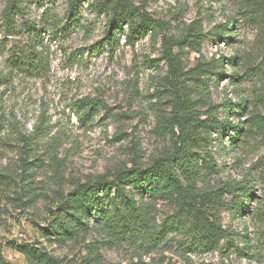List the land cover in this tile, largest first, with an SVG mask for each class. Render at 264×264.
Listing matches in <instances>:
<instances>
[{"label":"rangeland","instance_id":"rangeland-1","mask_svg":"<svg viewBox=\"0 0 264 264\" xmlns=\"http://www.w3.org/2000/svg\"><path fill=\"white\" fill-rule=\"evenodd\" d=\"M133 1L160 27L131 45L123 33L109 36L108 17L94 11L93 0L75 15L68 10L67 0L37 3L26 15L17 16L13 32L4 26L6 0H0V179L6 175V180H0V264H27L22 250L27 246L74 264H88L91 249L99 253L100 264H264V237L257 216L258 210H264L260 200L264 185L259 182L258 197L250 205L254 215L223 210L229 236L214 252L191 250L189 237L176 231L150 247L145 241L111 240L94 219L89 230L73 239H63L50 228L60 214L58 206L78 184L100 177L114 180L135 162L147 166L170 151L172 142L164 125L173 112L174 96L162 43L165 36L185 41L197 30L202 37L197 49L192 42L174 48L184 72L200 59L225 58L217 72L225 75L220 79L211 75L208 81L214 104L230 100L240 113L237 103L248 98L252 107L262 87L254 76L245 74L260 57L256 29L238 18L219 38L222 26L237 16L233 1ZM44 9L48 11L42 16ZM11 48L38 57L40 69L13 67ZM237 54L246 65L238 69L228 60ZM234 73L241 75L238 81L231 77ZM85 98L103 106L80 119L77 104ZM199 109L204 113L207 107ZM219 116L234 124L240 121L236 113L222 108ZM24 133L32 138L25 150L32 163L31 196L21 190ZM213 138L200 155V161L205 156L219 167L209 177L211 185L261 169L263 137L236 141L232 134L217 130ZM152 205L157 224L174 213V204L167 199H156Z\"/></svg>","mask_w":264,"mask_h":264},{"label":"trees","instance_id":"trees-1","mask_svg":"<svg viewBox=\"0 0 264 264\" xmlns=\"http://www.w3.org/2000/svg\"><path fill=\"white\" fill-rule=\"evenodd\" d=\"M56 0H6L3 10L4 26L11 32L17 29V16H24L28 9L37 3ZM89 0H67L68 10L77 14L81 6ZM237 6V16L222 26L219 38H223L224 30L241 18L247 25L256 29L257 43L260 49L259 60L248 66L245 74L254 76L257 84L262 86L256 93L251 107L248 98L237 103L239 113L234 110L232 101L214 104L209 96L208 81L211 75L219 79L224 73H217L222 56L219 59H200L189 71L181 69L179 60L174 54V48L183 42H192L191 46L198 48L202 37L197 30L189 34L192 38L173 39L165 36L162 40L165 58L169 62L170 90L173 92V112L167 119L164 128L169 135L172 147L169 152L157 157L147 166L135 162L133 167L120 170L114 180L100 177L95 181L78 184L73 191L65 195L58 206L59 215L50 225L63 239H73L94 225L101 228L111 240L137 243L145 241L148 246L156 247L165 241L172 231L189 237L191 250L200 252H214L227 239L229 232L223 225L222 212L240 211L241 215L255 212L251 202L256 195L258 182L264 185V158L260 160L259 171L250 169L243 178H230L219 185H211L209 177L218 171L217 164L202 158V150H208L212 143L213 134L222 130L225 134L233 135L236 141L250 139L257 135L264 138V0H231ZM92 7L98 14L108 17V34L123 33L128 44L147 35L155 33L160 25L145 9L133 0H93ZM48 11L44 9L42 16ZM38 57L18 54L15 48L9 50V60L14 67L28 68L38 71L41 60ZM238 69L243 64L244 57L240 54L228 59ZM238 71V70H237ZM0 72V79H1ZM239 73L231 77L234 81L240 79ZM187 80V81H185ZM188 82V83H187ZM77 115L80 119L92 116L102 103L94 99L85 98L77 104ZM200 107H207L200 113ZM225 112L236 113L240 121L234 124L231 120H222L220 109ZM206 115L204 118L203 116ZM246 117L242 120L243 116ZM233 132V133H232ZM25 154L22 162L21 190L26 196L33 192L32 169L28 152L32 141L30 135H22ZM28 147V148H27ZM207 155V153L205 152ZM6 180V175H3ZM115 194L112 195V191ZM150 196L145 200V195ZM261 197V196H260ZM167 199L174 204V213L162 223L157 224L153 216L152 202L156 199ZM264 200L263 196L260 200ZM263 204V203H262ZM261 204V206H262ZM53 211L52 209L50 210ZM66 217H63V214ZM54 214V213H53ZM261 222V234L264 237V210H258ZM27 258V264H74L72 260L55 257L27 246L22 248ZM88 264H100L99 253L89 250ZM212 264V263H208Z\"/></svg>","mask_w":264,"mask_h":264}]
</instances>
